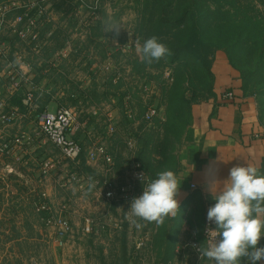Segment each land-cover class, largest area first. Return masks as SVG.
Returning <instances> with one entry per match:
<instances>
[{"label":"crops","instance_id":"obj_1","mask_svg":"<svg viewBox=\"0 0 264 264\" xmlns=\"http://www.w3.org/2000/svg\"><path fill=\"white\" fill-rule=\"evenodd\" d=\"M52 24L53 22L46 23L48 29L45 34L49 36L41 53L35 54L30 47L27 48V54L31 56L29 62L37 75L36 81L40 79L37 83L38 102H45L42 107L47 109L52 106L55 109L72 106L81 112V128L75 138L83 145V156L76 163L63 160L51 169L49 175L43 177V164L62 159V153L53 144H42L36 139L33 122L27 125L25 119H20L10 127L14 129V134L6 132L7 129L3 127L0 129V137L11 138L24 133L34 138V142L25 150H18L15 156L5 157L7 160L2 170L8 174L10 169L15 171L14 177L19 181L16 184L18 189L29 188L32 192V189L42 188L48 203L67 206V216L73 224L74 233L63 247L59 264H92L89 259L92 246L89 245H94L95 251L101 254L103 264H212L208 260L202 261L192 246L193 242L200 245L205 240L203 232L207 210L215 202L205 189V180L215 173L223 181L228 178L233 166H246V163L258 167L261 174H264V124L260 119L256 96L244 91L240 72L232 66L224 51H218L212 64L215 76L214 96L192 105L191 121L181 144L173 153L177 159L176 175L182 181L176 197L180 214L176 218L166 219L159 227L155 223L141 222L143 226L138 229L127 218L126 212L131 200L122 195L107 198L104 187L105 180H113L118 186L133 183L130 181V173L133 171L132 163L137 162V149L135 153L129 150V157H123L111 141L117 138L121 142L123 140L127 148V141L133 138L131 133L134 131L127 127L128 133H125L128 138L125 140V135L118 132V124L122 114L127 120L131 118L128 122L132 125L135 116L132 105L135 80L126 78V75L118 71V62L110 63L112 73L106 80L98 75V71L102 70L103 60L111 61L117 57L115 52L118 49L107 53L103 60L97 59L98 57L90 60L87 54H82V47L67 57H58V51L65 47L66 41L55 40ZM11 43V47L17 49L20 42L15 36ZM20 46L25 48L21 43ZM134 49L139 58L136 47ZM16 53L12 51V54ZM21 54L26 56V52L22 51ZM111 54L116 55L109 57ZM6 69L7 63L0 56V73ZM71 71H88L90 75L75 86L70 77L73 74ZM132 73L130 71L129 74ZM55 76L72 84L59 87ZM227 90L235 93L234 101H222V95ZM97 93L103 94L99 97ZM15 98L16 96L4 92L6 105H19L14 102ZM96 109L98 114L95 115L93 112ZM160 113H163V108H160ZM163 115L148 128L158 129L157 122L165 120V114ZM109 116L116 123L113 135H109L107 131ZM96 143H103L114 157L110 173L106 170L104 161L90 162L86 158L87 151ZM16 155L20 158L19 161H16ZM219 157L226 163L220 162ZM71 174L80 176L81 181L65 186L66 177ZM120 175L129 180L120 179ZM92 182L95 187L90 190ZM192 185L195 187L192 188ZM134 188L136 196L133 197L142 195V182L134 183ZM124 203L127 206L120 212L119 206ZM87 219L93 221V230L89 234L84 231ZM258 247H264V236ZM152 253H157L158 258H154ZM107 259L110 260L109 263L105 262ZM241 264H248L246 257L242 258ZM257 264H264V260Z\"/></svg>","mask_w":264,"mask_h":264},{"label":"rangeland","instance_id":"obj_2","mask_svg":"<svg viewBox=\"0 0 264 264\" xmlns=\"http://www.w3.org/2000/svg\"><path fill=\"white\" fill-rule=\"evenodd\" d=\"M9 1L13 0H3V2L1 3H6ZM18 1H26L36 4L39 0ZM241 1L242 3H245L246 7H253L254 10H257L264 15V0ZM143 2L144 0L41 1L42 4H47V9L49 12L46 17L47 19L45 20H47L46 22H53L52 31L55 30V33L53 34L55 35V40H59V42H61L62 40L66 41L65 47L59 50L58 53L63 50L67 51L69 54L71 52L75 53L80 47H82V54H87L90 60H92V57H98L97 59L100 60L101 58V60H103L107 53H113L112 51H117L118 49V51L115 52L117 55L113 54L117 57L112 58L111 61L103 60V71H98V75H101L103 79L106 80L110 73H112L110 71V63L118 62L116 63L118 64V71L126 75V78L135 80V83H133L134 97L132 104L135 116L132 119V125L129 124L131 118H128L129 120H127L122 114L120 115L121 122L118 124V132L121 135H125V140H127L128 138L126 136V133H128V130H126L127 127H129L131 131H134V133L131 135H135L140 130V120L141 117L145 115L147 108L151 106L157 108L159 107L158 99H154V101L152 102V99L154 97L158 95L160 96V92L157 90L159 82L161 80L171 81L172 79L171 70L168 66H164L160 69L156 67H151L150 69H148L147 71H149L151 75L149 79H147V77L145 76L146 72L138 74L136 73V71H134L133 61L135 59L140 60V58H138L135 54L134 45H136L137 39H139L140 41L137 29L140 22H142V11L144 9ZM109 15L114 17L123 27L120 29L118 36L115 32L106 34L104 31L103 21ZM262 19L264 20V16ZM47 29L48 27L45 24V27L41 32V52L43 51L44 45H46L47 36H49L47 33L45 34V31ZM7 34L9 35V33ZM129 46H131V50L129 49ZM125 47H127L126 52L123 50ZM15 48H11L10 50L19 54H21L22 51L26 52L25 59L27 62H29V57L31 58V56L27 54L28 49L26 48V46L25 48H21L20 44H18L17 49ZM34 53L36 54L37 52L34 51ZM113 55L109 57H113ZM130 66L132 67V69ZM130 71L131 73H134L130 75ZM71 72L73 74L70 75V77L73 81L72 83H74L75 86L76 83H81V81L84 80L86 76L89 77L90 75L88 71ZM55 78L58 80L59 87L66 85L70 86L72 84L71 82L66 83L60 76H55ZM148 84L150 85L148 86ZM153 85L155 88L153 87ZM102 94L103 93H97V96L100 97L102 96ZM68 102L70 104V101ZM56 110L57 109H55V106H52L49 109V111L51 112H55ZM166 111L167 108L165 106L163 108V113H160V116L162 117H164L163 114H165V120ZM23 119H25L27 125L32 123L31 117H24L22 118V120ZM157 125H160V121L157 122ZM10 127L11 125L5 127V129H7L6 132L14 134V129ZM149 131L150 132L146 134V139H149L150 142L148 153L153 159L157 160L160 157L158 153V147L164 144L166 135L165 132H163V129L160 134H157L155 132L156 130L151 129ZM111 143L116 148V150H118V152H121V155L123 154V157H129L130 152L128 149V145L126 148V144H124L123 140L121 142L117 138V140L115 139L114 141H111ZM167 143L169 146V153H174L180 145L174 136H169ZM5 160H7V158L0 157V264H59V257L62 256L63 247L66 244L64 246H61L57 242L55 229L45 223L44 213L39 212L36 205L34 204V202H37L39 198L42 197L44 189H32V192L29 188H21V190L18 189L16 187V184L19 183V181L17 180L18 178L14 177L15 171L8 174V172L2 170ZM157 161H162V158L160 157ZM160 169L156 168V173L162 171L163 166H160ZM120 179L124 181L129 180L126 177L122 176L120 177ZM149 181L151 180L149 179ZM16 189H18V193L14 192L16 191ZM59 205L61 204H56L55 206L58 207ZM125 206H127L125 203L120 205L119 211H124ZM89 246H92L91 256L89 257L91 263L103 264L104 260L101 257V254H99L98 251H95V248H93L94 245ZM152 255H154V258H158L157 253H152ZM109 261L110 260L107 259L105 262L109 263ZM121 262H123V260Z\"/></svg>","mask_w":264,"mask_h":264},{"label":"trees","instance_id":"obj_3","mask_svg":"<svg viewBox=\"0 0 264 264\" xmlns=\"http://www.w3.org/2000/svg\"><path fill=\"white\" fill-rule=\"evenodd\" d=\"M143 4L142 22L137 29L141 44L156 36L172 52L151 65L139 59L133 61L134 71L146 72L147 79L151 77L147 71L151 67L168 66L171 70V81L161 80L160 96L152 99L159 100L158 109L167 108L166 120L160 121L155 131L160 134L163 129L166 135L164 144L158 147L162 161L148 153L150 142L146 134L151 129L145 115L141 117L139 132L133 135L137 142L136 160L152 180L160 166L176 174L177 159L168 152V137L174 136L181 144L192 118V105L214 96L212 64L218 50H223L240 72L244 91L256 96L264 124V15L246 7L241 0H144ZM14 102L22 106L21 95ZM44 103L40 101L41 107Z\"/></svg>","mask_w":264,"mask_h":264},{"label":"built area","instance_id":"obj_4","mask_svg":"<svg viewBox=\"0 0 264 264\" xmlns=\"http://www.w3.org/2000/svg\"><path fill=\"white\" fill-rule=\"evenodd\" d=\"M39 0L36 4L26 1L13 0L0 4V56L7 63V69L0 73V129L13 125L18 120L31 117L34 124V133L36 139L42 144L51 143L58 147L62 153V159L58 161H47L42 167V176L50 174L51 169L62 161L79 162L84 153L81 141L75 138V135L81 128L80 117L81 112L72 106H60L55 112L49 111L47 108L41 107L38 102V84L36 83L37 75L33 71L32 63L27 62L23 54H11V39L17 37L18 43L31 48L37 53H41L42 41L41 32L47 23L48 9L47 4H42ZM44 19V20H43ZM45 22V23H44ZM9 33V35L7 34ZM19 43V44H20ZM131 50V46H129ZM10 50V52H9ZM61 52V53H60ZM57 56L67 57V51H60ZM8 92L10 96L22 97V106L8 104L3 99L4 92ZM235 100V93L227 90L222 95V101L232 102ZM7 109V110H6ZM98 114V109L93 112ZM156 119H161L160 109L151 106L147 108L145 120L149 125L155 124ZM107 131L109 135L116 132V123L113 117L109 116ZM34 142V138L28 134L21 133L13 135L11 138L0 137V157L15 156L18 150H25L28 145ZM128 149L135 153L137 142L135 138L127 141ZM16 161L20 158L16 155ZM86 158L90 162L104 161L107 165L106 170L110 173L114 165V157L108 151L103 143L94 144L86 153ZM133 171L131 174V182L128 186H118L113 180H105V196L107 198H115L117 195L132 200L134 197V183L142 182L138 178V174L144 173L140 163L134 161L132 163ZM13 170L10 169L9 173ZM65 186L81 181V177L71 174L66 177ZM149 182L145 174V183ZM143 183V182H142ZM195 185H192L194 188ZM133 194H132V193ZM111 193V195H109ZM136 196V195H134ZM39 212L44 213V221L47 225L53 227L56 231L57 242L64 246L68 238L73 235L74 228L70 218L67 216V206L55 205L46 201L43 193L42 197L36 202ZM208 225L207 216L203 236L206 239L205 228ZM93 221L87 219L85 233L89 234L93 230ZM215 228L216 225H210ZM219 239V238H218ZM140 245H142L140 243ZM199 246L197 242H193L192 246ZM198 253V252H197ZM199 255V254H198Z\"/></svg>","mask_w":264,"mask_h":264},{"label":"clouds","instance_id":"obj_5","mask_svg":"<svg viewBox=\"0 0 264 264\" xmlns=\"http://www.w3.org/2000/svg\"><path fill=\"white\" fill-rule=\"evenodd\" d=\"M103 28L106 34L115 32L118 36L123 27L109 15L103 21ZM135 47L141 62L148 65L172 55L156 36L146 39L143 44L137 39ZM123 50L126 52L127 47ZM138 178L143 182V193L131 200L126 212L127 218L138 229L143 226L141 222L155 223L159 227L166 219L180 214L176 197L182 181L174 171H160L147 183L144 173L138 174ZM94 187L95 183H90L89 189ZM205 189L215 202L207 210V238L199 246L193 245L199 258L212 264H241L245 257L248 264L264 260V247H258L264 236V174L250 163L233 166L223 181L215 173L206 177ZM212 223L215 228L210 226Z\"/></svg>","mask_w":264,"mask_h":264}]
</instances>
